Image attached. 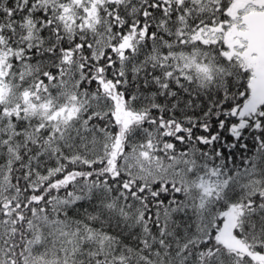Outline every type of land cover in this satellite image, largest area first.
<instances>
[{
  "label": "snow or ice",
  "instance_id": "6c2138e0",
  "mask_svg": "<svg viewBox=\"0 0 264 264\" xmlns=\"http://www.w3.org/2000/svg\"><path fill=\"white\" fill-rule=\"evenodd\" d=\"M0 264H264V0H0Z\"/></svg>",
  "mask_w": 264,
  "mask_h": 264
},
{
  "label": "trees",
  "instance_id": "16d2710c",
  "mask_svg": "<svg viewBox=\"0 0 264 264\" xmlns=\"http://www.w3.org/2000/svg\"><path fill=\"white\" fill-rule=\"evenodd\" d=\"M224 135L226 136V135H227V133H224Z\"/></svg>",
  "mask_w": 264,
  "mask_h": 264
}]
</instances>
